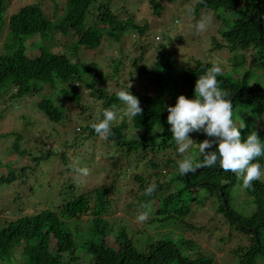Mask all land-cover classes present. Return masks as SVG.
Returning <instances> with one entry per match:
<instances>
[{"label":"trees","instance_id":"16d2710c","mask_svg":"<svg viewBox=\"0 0 264 264\" xmlns=\"http://www.w3.org/2000/svg\"><path fill=\"white\" fill-rule=\"evenodd\" d=\"M8 2L0 0V105L3 101L26 97L15 109L24 104L33 105L51 122V130L40 128L35 139L32 129L20 132L17 128L27 123L25 115L10 117L0 113V118L14 120L9 132L0 130L2 137L14 136L9 146L12 158L0 157V191L12 188V195L7 199L13 203L23 198L26 190L30 192L28 195L33 194L32 183L24 181L43 173V165L51 172L58 155L65 167L60 173L68 180L67 190L60 192L61 201L52 208L40 207L29 213L23 207L17 210L16 216L0 214V262L222 264L195 238L204 227L196 224L197 213L208 201L215 211L214 218L227 224L228 236L247 239L230 250L233 259L228 264H264V179L244 188L242 178L225 172L218 162L215 166L181 175L177 161L182 156L172 158L165 154V151L178 153L167 123V107L174 106L182 94L194 96L198 76L215 62L191 57L179 64L171 40L163 43L160 38L156 41L155 35L146 34L153 29V34L158 33L159 27L173 28L176 19L186 16L188 6L194 7L196 21L203 14L214 17L218 24L217 34L211 36V50H228L232 63L228 68L222 67L219 87L232 97L233 119L245 124L242 138L256 130L264 140V0H169L173 6L167 8V13L160 1L148 0L147 11L164 18L173 14L153 27L150 19L144 15L138 17L132 11L131 0H22L19 8L10 14ZM113 4L120 7L123 15L112 11ZM98 8V18H94ZM133 33H137L134 39L140 40L143 52L130 59L135 70H130L129 75L131 79L146 80V90L136 83L122 81L128 59L123 42ZM60 34L64 35V40ZM65 35H71L69 41ZM103 42L109 47L120 44L119 57L111 58L116 64L112 74L117 77L119 88L116 90H111L105 82L109 77L104 69L107 57L102 59L95 55L89 64L71 59L82 50L97 49ZM152 48L156 52L148 59L144 51ZM129 85V91L140 100L142 114L135 118H118L113 122L112 135L101 137L109 148L101 146L98 151H91L97 145L95 139L99 138L91 124L102 119L105 108L115 107L117 117L122 115L124 105L116 93ZM89 99L97 101L95 106L84 105ZM96 106L99 110L94 115L92 111ZM78 109L81 113H73ZM86 111L88 114L84 113ZM38 119L43 120V116ZM53 131L60 133V147L48 138L37 145L41 137ZM189 136L195 143L184 155L199 156V142L208 137L202 131L189 133ZM32 143L36 146L31 149ZM87 145L88 148L83 149ZM106 151L115 158L110 163L113 169L121 165V156L129 159L125 170L105 169V178H111L107 183H88V175L78 176L73 170L86 167L88 174L93 172L102 161H96L95 152L103 157ZM136 153L138 157L134 156ZM149 155L153 156L142 162L141 157ZM22 159V164L15 165ZM257 160L264 165V156ZM128 168L132 169L131 174ZM166 174L171 176L168 180ZM128 178L133 179L134 185L129 189L117 187L121 180ZM84 181L87 185L79 188L77 184ZM150 184H156L157 188L151 196H146L144 190ZM111 191H117L116 196L120 197L114 199ZM242 191L249 196L238 199ZM121 197H124L122 205L115 208ZM18 202L24 203L22 199ZM116 210L132 213V216L147 214L146 226L137 235L127 220L115 224L111 216ZM84 217L92 220L91 233L69 228L68 223L73 219L81 221ZM111 237L117 246L110 244ZM19 250L21 255L17 256Z\"/></svg>","mask_w":264,"mask_h":264},{"label":"rangeland","instance_id":"374dc122","mask_svg":"<svg viewBox=\"0 0 264 264\" xmlns=\"http://www.w3.org/2000/svg\"><path fill=\"white\" fill-rule=\"evenodd\" d=\"M22 1V0H21ZM19 0H10L9 2V7H8V14L16 11L19 8L20 2ZM32 0H28V2H31ZM132 1V9L133 10H138L140 9L146 2L147 0H131ZM165 1V0H164ZM167 1V0H166ZM116 7L118 5L115 4ZM170 6L172 7L173 4L170 3ZM193 8L194 7H189L186 11V16L181 20H177L178 22L175 23L173 28L170 27H159V32L156 34L147 32V36L153 37L155 35L156 41L158 38H160L159 41H162L163 43H166V40H171V43L173 44V49L176 51V57L180 61V63H186L191 57L194 58H204L208 60H212L215 63H220L222 67H230L232 65L231 61L229 60L228 56V50L226 49H217V50H211L212 48V43H211V36L217 34V21L212 17L213 22L212 24L207 28L206 31L202 33H198L196 31V24L197 22L206 15H202L201 18L196 21L195 20V15L193 13ZM165 13H167V9L164 10ZM172 13L164 18L161 16H156V17H151L150 20L152 22V27L155 25V23L158 22H163L172 17ZM208 16V15H207ZM210 16V15H209ZM162 34L165 37H162ZM1 36L2 33L0 32V41H1ZM61 38L64 40V35L60 34ZM137 36V33H133L132 35L128 34V36L125 37L123 45H124V50H125V58L126 59V64L125 68L126 71L124 72V76L122 77V81H127L129 83H136V85H139L142 90H146V80L141 79L136 77L135 79H131V76L129 75L130 70H135V67L131 64V58H134L136 56H139L142 52L143 49L140 48V40L139 39H134V37ZM199 41V42H198ZM119 45L120 44H115V47H109V45L106 42H103L102 45L98 49H92V50H87L85 53V56L89 58H94L93 56L97 55V57H100L102 59H105L107 57L108 64L104 65V69L107 71V73H112L114 68L116 67V64L112 57H119ZM156 52L155 49H146L144 51V55L146 58L149 59L150 56H152V53ZM98 59V58H97ZM117 77L114 76H109L106 79V83L110 87L111 90H116L119 88L117 85ZM13 92V90H11ZM64 95H66L64 93ZM26 98V97H25ZM25 98H18L14 99L8 102H2L0 105V113L5 115H9L10 117L13 116H26V121L27 123L19 125L17 128H19V131L22 132L24 129H32L33 132L35 133V139L37 138L36 134L37 132L39 133V129L41 128L42 131L45 130H51V122L47 120L44 115H42V112L38 110L36 107H34L31 104H26L16 106L17 103H22V101L25 100ZM92 106H95L96 101L93 99H90L89 102ZM99 110V107H94L92 113L95 114ZM73 113H81L82 110H73ZM84 113H88L84 112ZM21 116V117H22ZM39 116H43V120L38 119ZM122 115H119L118 118L119 120L121 119ZM14 125V120L13 118H0V130L2 132H9ZM25 126H27L25 128ZM79 130V129H77ZM43 138H48L50 139L53 143H56L57 147H60L59 141L61 139L60 133L56 132H49L46 133L41 139H39L38 144L39 145ZM14 140L13 135H9L6 137L0 136V157L1 158H12L11 154H9V146L11 145L12 141ZM97 141V145L94 146V148H91V151L94 149V151H98V147H103L109 148V146L105 145L103 142L104 140L101 139V137L95 139ZM89 144V143H88ZM24 146V144H23ZM36 145L35 143H32L30 145V148H34ZM48 146H51V142H48ZM87 146H84L83 149H87ZM39 152L41 151V146L38 147ZM165 154L169 155L172 158H177L181 156V154L176 153V152H169L165 151ZM95 157L96 161H100V163L96 164V168L93 169V172H90L87 176V182L88 183H94L95 185H101L102 183H107L110 181V177L106 176L105 178V169L108 168L110 171H116V170H125L127 168V165L129 164V159L127 157L121 156L120 158V163L121 165L115 166L116 168L113 169L114 167L110 165L112 161H114L115 158H111L109 156V152L106 151L104 156L102 157L100 155V152H95ZM134 156L138 157V153H136ZM153 155H149L147 158H142V162L148 161ZM168 156V157H169ZM72 157V156H71ZM73 162H76L75 157H72ZM26 162V159L24 160ZM133 162V161H131ZM23 163V159L19 162V164L15 165H20ZM56 164V167L51 171L48 172L46 171V165H43L42 171L43 173L37 175V176H32L27 179V181L24 182H29L32 183L34 186V193L31 195H28L30 192L25 191L24 197L23 198H18L22 199L24 203L22 202H17L13 203L12 200L7 199L8 196L12 195V188H7L4 192L0 191V194L4 199L1 198L0 196V210L4 212H0L1 215H6L8 214L9 216H16L17 210H20L24 207V211L26 212H33L36 209L40 207H53L58 204L60 199L62 198L60 195V192L63 193L67 190V178L63 176L60 171L63 169V161L61 159V156H57V162L54 161ZM94 163V161L92 162ZM64 164V163H63ZM77 164V163H76ZM12 166L14 165L11 164ZM53 165V163H52ZM53 167V166H52ZM65 168V167H64ZM97 169V170H96ZM113 169V170H111ZM128 173H132V169L128 168ZM168 174V173H167ZM166 174V175H167ZM171 177V176H170ZM264 179V177H262ZM166 179H169V175L166 176ZM86 181H84L81 184H77V186L80 188L81 186L87 185ZM121 185L124 189H129L132 185H134L133 179L128 178L121 180L118 184L117 187ZM42 187V188H40ZM239 188V187H238ZM237 188V189H238ZM43 189V190H42ZM236 189V190H237ZM71 192V191H70ZM237 192V191H236ZM112 196H114V199L116 197L117 191H111L110 192ZM249 195L246 193V191H242L239 196L237 195L238 199H245ZM123 198L121 197L120 200H118V205L115 204V208H119L122 203H123ZM208 202V201H207ZM206 202V204H207ZM202 206L201 209H199L197 213V218L195 220L196 224L204 226L202 230L197 232L195 234V238L197 239L198 243L205 249L213 252L215 254V259H217L219 262L222 264H228L233 259L232 254L230 253V250L233 248H236L239 242H246V238L239 239L240 236L238 235L237 238L234 236H228V226L227 224H223L220 222L219 218H214L215 216V211L213 208H211L209 203L207 205ZM212 206V203H211ZM21 213V212H20ZM18 215V214H17ZM113 221L115 224H119L120 222L127 220L129 225L134 228L135 232L137 235L140 234V229H142L144 226H146L147 222V214L146 218L144 220H140L139 216H132V213L128 212H119V210H116L113 215ZM9 218V217H8ZM68 226L71 230L78 229L81 231V233H91L92 232V220L91 219H86V217L82 218L81 221L78 219H73L70 223H68ZM149 232H151V228L149 227ZM194 233V232H193ZM53 244H54V240ZM110 244L113 246H117V242L114 238H110ZM246 244V243H245ZM78 253H81L83 255V252L78 251ZM21 255V251H17V256ZM0 264H2L0 262ZM18 264V262L16 263ZM72 264H85L84 260H79L77 262H73Z\"/></svg>","mask_w":264,"mask_h":264},{"label":"clouds","instance_id":"9594fccd","mask_svg":"<svg viewBox=\"0 0 264 264\" xmlns=\"http://www.w3.org/2000/svg\"><path fill=\"white\" fill-rule=\"evenodd\" d=\"M156 1L163 4L164 10L171 7L169 0ZM148 8L146 2L140 9H132V11H135L138 17L143 15L148 19L152 16L156 17L155 13L147 11ZM112 11L118 13L120 7L118 8L113 4ZM98 12L99 8L94 12V18H98ZM120 14L123 15L121 12ZM177 20L176 22H178ZM212 22L211 16H203L196 24V31L198 33L206 31ZM70 37L71 35H65L66 41H69ZM86 51L82 50V53L71 57L72 61L91 63L93 58L88 59L85 56ZM112 74L113 72L109 76ZM222 74L221 64L214 63L203 75L198 76L194 96L187 97L182 94L178 96L174 106L169 105L167 107V123L170 125L169 130L173 134L177 151L182 156L177 161L181 175L194 173L202 167L215 166L218 162L222 170L225 172L230 171L237 177L242 178V186L248 188L251 187L253 181L264 177V165L257 160L258 157L264 156V140L260 138L256 130L251 131L245 138H242L241 130L245 128V124L238 123L233 119L232 97H229L228 91L219 87L218 77ZM130 87L131 85L126 90L121 89L116 93L118 100L124 105V111L120 118H135L143 112L139 98L129 91ZM89 102L90 99L84 105H91ZM117 119L115 107L105 108L102 112V119L92 123L91 127L99 137L107 138L112 135V125ZM201 131L208 138L199 142V156L184 155L195 143L189 133ZM199 157L203 159L201 160ZM73 170L78 176L86 177L88 175L86 167H76ZM156 188V184H150L144 190L145 195L151 196ZM145 218V214L139 216L140 220Z\"/></svg>","mask_w":264,"mask_h":264}]
</instances>
